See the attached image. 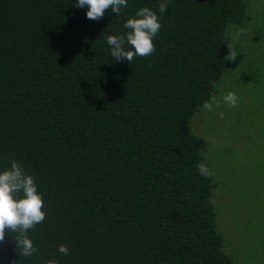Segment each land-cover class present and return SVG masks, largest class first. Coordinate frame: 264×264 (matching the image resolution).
<instances>
[{
	"label": "trees",
	"instance_id": "obj_1",
	"mask_svg": "<svg viewBox=\"0 0 264 264\" xmlns=\"http://www.w3.org/2000/svg\"><path fill=\"white\" fill-rule=\"evenodd\" d=\"M161 2L95 21L78 0H0V172L15 159L46 213L38 251L6 231L0 264H264V0ZM143 7L155 52L116 61L106 37Z\"/></svg>",
	"mask_w": 264,
	"mask_h": 264
},
{
	"label": "clouds",
	"instance_id": "obj_2",
	"mask_svg": "<svg viewBox=\"0 0 264 264\" xmlns=\"http://www.w3.org/2000/svg\"><path fill=\"white\" fill-rule=\"evenodd\" d=\"M169 0H162L159 5L161 14L167 11ZM128 0H78L79 8H87L86 18L99 21L104 18L105 12L111 10L117 16L122 7H127ZM136 18H129L123 27L129 29L126 35L106 37L111 56L123 62L127 60L130 64L135 56H151L156 48L153 38L161 29V24L156 12L147 7L140 8L135 13ZM131 46V50H125V43ZM229 52L225 60L235 62L239 54L234 44L227 45ZM223 101L229 107H236L238 97L229 91L223 96ZM213 104H218L216 97L210 101H204L202 107L211 112ZM223 118V113H221ZM11 168L0 172V243L4 242L6 231L16 233L15 245L20 254L28 257L38 251L27 233L37 224L43 223L46 213L43 211L44 201L42 195L37 191L34 178L27 174L24 168L15 159L11 160ZM198 172L202 176H210L209 168L204 164L197 165ZM62 255H68L69 249L66 245L58 246ZM48 264H56L55 260Z\"/></svg>",
	"mask_w": 264,
	"mask_h": 264
}]
</instances>
